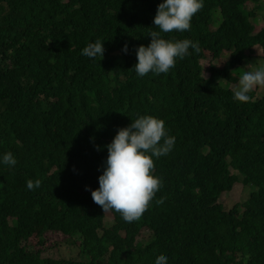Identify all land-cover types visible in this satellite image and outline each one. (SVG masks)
Masks as SVG:
<instances>
[{"label":"trees","instance_id":"trees-1","mask_svg":"<svg viewBox=\"0 0 264 264\" xmlns=\"http://www.w3.org/2000/svg\"><path fill=\"white\" fill-rule=\"evenodd\" d=\"M162 2L0 0V264H155L160 255L168 264H264V88L248 103L233 97L239 70L264 60V27L255 33L252 21L261 2L203 0L190 31L162 33L198 41L200 53L190 48L167 74L139 77L136 49L158 31ZM98 39L103 58L83 56ZM255 48L259 64L247 55ZM224 55L221 66L201 63ZM140 115L163 119L175 137L168 155L153 157L162 187L139 221L111 211L106 225L86 188H99L106 146ZM7 152L14 167L2 162ZM29 179L41 186L28 190ZM246 179L249 198L226 211L220 196ZM55 233L77 259L29 250L32 238L42 246Z\"/></svg>","mask_w":264,"mask_h":264},{"label":"clouds","instance_id":"clouds-1","mask_svg":"<svg viewBox=\"0 0 264 264\" xmlns=\"http://www.w3.org/2000/svg\"><path fill=\"white\" fill-rule=\"evenodd\" d=\"M203 7V0H163L158 5L153 21L155 25L153 29L158 31L150 32L151 42L148 46L141 45L136 49L138 62L133 69L139 77L147 76L149 73L157 76L167 74L176 66L177 60H184L192 55L190 48L196 54L200 53L198 41L168 40L162 38V33L190 31L192 19ZM123 51L127 53V44ZM104 52V43L98 39L94 43H89L82 50V55L90 59L103 58ZM245 68L251 70L245 71L243 70ZM245 68L239 70L241 74L238 84L233 88V97L240 103L250 102L253 100L250 93L257 88H264V63L255 67L248 64ZM174 144L175 137L168 134L165 121L152 115H140L132 120L128 127L119 129L113 141L106 146L108 156L106 167L99 177V188L94 191L86 188L91 191L94 203L100 206L105 214L111 211L119 213L127 223L139 221L162 187V180L154 174L153 157L158 159L168 155ZM2 162L9 167L17 164L11 152L3 155ZM252 183L246 179L245 183L242 181L236 184L250 187L252 191ZM26 184L28 190H35L41 186V181L29 179ZM163 203V199L156 200L157 205ZM218 203L225 209L220 199ZM67 239L69 238L65 237L62 242ZM155 264H168L167 256H158Z\"/></svg>","mask_w":264,"mask_h":264},{"label":"rangeland","instance_id":"rangeland-1","mask_svg":"<svg viewBox=\"0 0 264 264\" xmlns=\"http://www.w3.org/2000/svg\"><path fill=\"white\" fill-rule=\"evenodd\" d=\"M262 7L257 8L254 11V17L252 18V21L255 25V33H258L263 27H264V0H260ZM249 9H254V3L250 2ZM248 56H251L250 58H253L255 61V64L260 63V55H262V51L260 48H255L253 50L248 51ZM213 58L208 56L206 59L202 60V65L205 69L209 68L211 64H218L221 66L224 62L227 61L228 55H224L223 58H220L219 60H214V62H211ZM263 59V58H262ZM261 63H264V60H261ZM249 64V62H248ZM247 64V65H248ZM255 67V65H253ZM251 70L250 68H248ZM208 75V72L205 73ZM236 83V82H235ZM235 83H232L231 85L235 86ZM251 194V188L247 187L242 184H236L232 191L224 193L221 198L220 202L224 205L225 209L227 211H230L236 204L245 202ZM114 221V216L111 212L106 213L105 215V224L110 225ZM147 230L144 229L139 238L138 241L142 240V238L147 234ZM65 238L61 236L60 234H53L48 236V241L43 244L42 246H39L38 240L36 238H32L29 246L30 251H40L43 250V255L48 256H54L57 259L60 258H66V259H77L78 258V251L77 253H73V249L71 246V240L67 239L65 242L62 243V241ZM73 254V255H72Z\"/></svg>","mask_w":264,"mask_h":264}]
</instances>
